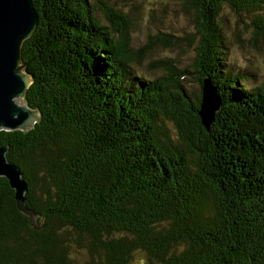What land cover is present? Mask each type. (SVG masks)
Returning a JSON list of instances; mask_svg holds the SVG:
<instances>
[{
    "label": "trees",
    "instance_id": "obj_1",
    "mask_svg": "<svg viewBox=\"0 0 264 264\" xmlns=\"http://www.w3.org/2000/svg\"><path fill=\"white\" fill-rule=\"evenodd\" d=\"M178 1L199 39L197 94L183 84L188 69L163 61L162 76L137 73L129 15L111 0H32L25 103L41 118L1 130L0 147L44 227H31L0 177V264H76L72 249L90 264L137 253L144 264H264V85L234 74L220 24L230 10L264 37V0ZM206 77L221 97L208 129Z\"/></svg>",
    "mask_w": 264,
    "mask_h": 264
},
{
    "label": "rangeland",
    "instance_id": "obj_2",
    "mask_svg": "<svg viewBox=\"0 0 264 264\" xmlns=\"http://www.w3.org/2000/svg\"><path fill=\"white\" fill-rule=\"evenodd\" d=\"M114 8L128 13L130 36L136 61L132 62L137 73L147 76L164 74L163 61L179 70L188 69L192 73L183 81L190 93L200 90L198 75L193 69L199 39L195 37L193 13L186 12L178 0H111ZM100 20L111 27L103 14ZM225 40L228 43V62L235 75L246 78L250 88L264 85V37L256 36L254 26L245 18L226 10L223 15ZM181 39V41H179ZM143 49H147L143 52ZM227 53V52H226ZM170 137L179 139L172 122L167 123ZM70 257L76 264H90L86 251L70 250ZM141 254H135L132 264H144Z\"/></svg>",
    "mask_w": 264,
    "mask_h": 264
},
{
    "label": "water",
    "instance_id": "obj_3",
    "mask_svg": "<svg viewBox=\"0 0 264 264\" xmlns=\"http://www.w3.org/2000/svg\"><path fill=\"white\" fill-rule=\"evenodd\" d=\"M37 24L32 0H0V131L28 132L40 122L39 111L25 103L32 78L22 62V45ZM201 96L199 115L208 129L221 109L219 92L208 77L203 80ZM8 150V146L0 147V177L8 180L15 192L17 208L29 217L31 227L42 230L39 214L27 205L28 183L19 166L8 160Z\"/></svg>",
    "mask_w": 264,
    "mask_h": 264
}]
</instances>
